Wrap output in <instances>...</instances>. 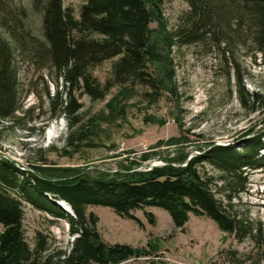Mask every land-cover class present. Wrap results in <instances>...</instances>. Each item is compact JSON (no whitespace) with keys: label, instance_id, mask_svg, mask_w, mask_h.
I'll list each match as a JSON object with an SVG mask.
<instances>
[{"label":"trees","instance_id":"1","mask_svg":"<svg viewBox=\"0 0 264 264\" xmlns=\"http://www.w3.org/2000/svg\"><path fill=\"white\" fill-rule=\"evenodd\" d=\"M33 1H43L44 40V46L37 47L33 55L46 61L42 67L55 73L56 91L46 95L51 115H63L68 122L63 147L76 146L80 139L76 125L81 104L75 90L82 89L97 100L117 88L106 102L111 115L123 110L124 101L132 96L137 85L149 103L163 91L175 93L174 86L151 69L155 62L165 61L158 52L155 29L150 26L156 21L165 30L161 16L163 0H84L78 17L64 6L63 0ZM185 1L188 11L173 31L164 33L168 48L173 44L202 45L207 40L224 55L232 45L250 42L260 57L264 55V0ZM13 56V48L0 35V127L4 121L20 119L16 114L20 105ZM105 60L113 62L101 84L92 71ZM168 71L167 76L172 78L173 71ZM58 80L63 91L58 90ZM236 92L247 112L259 110L264 103L261 92H249L238 74ZM177 140L170 139L168 143ZM261 150L262 129L247 138L240 149L229 144H211L188 160L187 153L178 154L162 165L144 170L126 167L113 172L98 170L92 175L84 169L44 166L46 162H42L23 171L0 157V264H121L156 250L151 242H147V247L106 242L97 229L98 216L87 211L89 205L110 207L140 226L142 222L133 211L155 206L169 214L176 228L184 227L193 214L213 220L221 231L238 240L246 233L253 238L260 228L256 224L249 228L232 212L231 201L244 191L247 169L264 166ZM205 164L219 174L208 173ZM214 189L221 196L217 197ZM23 201L65 220L75 236L68 253H49L47 239L40 232L35 236L34 247H30L22 223ZM62 203L73 214L64 210ZM146 215L152 221L151 213Z\"/></svg>","mask_w":264,"mask_h":264},{"label":"rangeland","instance_id":"2","mask_svg":"<svg viewBox=\"0 0 264 264\" xmlns=\"http://www.w3.org/2000/svg\"><path fill=\"white\" fill-rule=\"evenodd\" d=\"M83 2L63 0L75 17ZM188 9L185 0H163L165 30L156 21L150 24L155 29L158 52L165 57L151 69L174 86L175 93L163 91L149 103L137 85L124 101L123 110L111 115L106 102L117 88L97 100L82 89L75 90L81 104L76 125L80 139L76 146L63 147L68 122L63 115H51L46 95L56 91L55 73L42 67L46 61L33 55L37 47L44 46L43 1L35 4L33 0H0V35L13 48L20 105L16 111L20 119L4 121L0 127V157L23 171L46 162L44 166L75 167L96 175L98 170L113 172L126 167L144 170L184 153L188 160L211 144L240 149L255 131L264 130V103L254 112L242 108L236 92L237 74L249 92L259 90L264 99V55L260 57L250 42L232 45V51L228 49L224 55L207 40L202 45L173 44L168 48L164 33L173 31ZM112 62L105 60L93 68L101 84ZM168 69L173 71L172 78L167 76ZM58 85V90L63 91L60 80ZM30 126L33 129L28 130ZM170 139L178 140L168 143ZM204 166L208 173L219 174L208 164ZM247 172L245 189L233 197L231 209L249 228L254 224L260 228L256 234L253 231V238L246 233L238 240L221 231L213 220L193 214L184 227L176 228L169 214L155 206L133 211L142 226L110 207L89 205L87 211L98 216L97 229L106 242L155 245L151 254L121 264H264V166ZM215 194L221 196L216 190ZM23 210V229L30 247H34L40 232L47 239L49 253L69 252L75 236L64 219L52 217L25 201ZM146 213H151L152 221Z\"/></svg>","mask_w":264,"mask_h":264},{"label":"water","instance_id":"3","mask_svg":"<svg viewBox=\"0 0 264 264\" xmlns=\"http://www.w3.org/2000/svg\"><path fill=\"white\" fill-rule=\"evenodd\" d=\"M156 165H159V164H157V163H153V164L149 165L147 169H150L151 167L156 166ZM62 207L64 208V210H66V211L69 212L70 214H73V213H72V210H71L70 207H69L70 210L67 209V208H65L63 205H62Z\"/></svg>","mask_w":264,"mask_h":264},{"label":"bare ground","instance_id":"4","mask_svg":"<svg viewBox=\"0 0 264 264\" xmlns=\"http://www.w3.org/2000/svg\"><path fill=\"white\" fill-rule=\"evenodd\" d=\"M49 136H48V138H50L51 136H50V134H48ZM65 208H67V209H69V207L66 205V207ZM70 210V209H69Z\"/></svg>","mask_w":264,"mask_h":264}]
</instances>
